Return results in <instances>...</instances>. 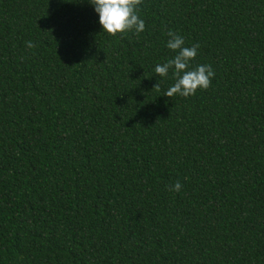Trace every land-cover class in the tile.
Masks as SVG:
<instances>
[{
    "label": "trees",
    "instance_id": "1",
    "mask_svg": "<svg viewBox=\"0 0 264 264\" xmlns=\"http://www.w3.org/2000/svg\"><path fill=\"white\" fill-rule=\"evenodd\" d=\"M138 13L113 36L90 0H0V264H264V0ZM169 30L207 90L164 95Z\"/></svg>",
    "mask_w": 264,
    "mask_h": 264
},
{
    "label": "clouds",
    "instance_id": "2",
    "mask_svg": "<svg viewBox=\"0 0 264 264\" xmlns=\"http://www.w3.org/2000/svg\"><path fill=\"white\" fill-rule=\"evenodd\" d=\"M143 0H90L95 7V11L99 14V22L103 28V32L110 35L118 33H126L135 31L137 35L146 28L145 21L138 13L139 6ZM169 40L167 47L174 51L176 55L168 59L163 64L155 67V73L160 77H167L169 71L172 70L175 80L164 95L174 97L176 95L189 97L195 95L200 90H207L215 76V71L210 64H199L192 67L191 62L196 59L200 45L193 44L191 47L185 46V39L175 31L167 32ZM26 46L33 48L36 45L27 41ZM160 82L154 86L159 91ZM183 185L180 181H176L174 185H169V191L179 192Z\"/></svg>",
    "mask_w": 264,
    "mask_h": 264
}]
</instances>
